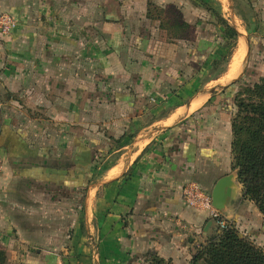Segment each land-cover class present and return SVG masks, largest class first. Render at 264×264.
I'll return each mask as SVG.
<instances>
[{"label": "crops", "instance_id": "1", "mask_svg": "<svg viewBox=\"0 0 264 264\" xmlns=\"http://www.w3.org/2000/svg\"><path fill=\"white\" fill-rule=\"evenodd\" d=\"M170 2L0 0V15L17 23L0 35L7 264H194L221 232L183 190L193 183L211 198L228 175L235 193L220 212L264 252V218L232 169L233 102L200 83L210 44L192 33L166 40L146 15L149 3L177 12ZM251 2L264 26V0ZM109 139L122 147L108 153ZM85 151L95 156L90 169L113 157L110 176L68 212L83 188Z\"/></svg>", "mask_w": 264, "mask_h": 264}, {"label": "trees", "instance_id": "2", "mask_svg": "<svg viewBox=\"0 0 264 264\" xmlns=\"http://www.w3.org/2000/svg\"><path fill=\"white\" fill-rule=\"evenodd\" d=\"M204 5L210 6V3L204 2ZM146 15L159 22V30L166 40L186 39L190 35V25L171 8L166 10L149 3ZM221 22L225 40L229 39L234 44L236 30L226 21ZM232 102L236 108L231 120L232 169L243 186L245 199L253 202L264 217V79L245 85ZM94 157V154L85 151V170H90L87 166L92 164ZM87 186L88 183L85 185L83 182V188L78 192L85 194ZM199 260L205 264H264V252L232 228L202 245L194 262ZM0 264H6V255L2 250Z\"/></svg>", "mask_w": 264, "mask_h": 264}, {"label": "rangeland", "instance_id": "3", "mask_svg": "<svg viewBox=\"0 0 264 264\" xmlns=\"http://www.w3.org/2000/svg\"><path fill=\"white\" fill-rule=\"evenodd\" d=\"M165 1L168 2L169 0ZM170 1V3L164 5L176 6L177 8H175V10L179 14H182L191 24L192 29L189 33H192V35L190 38H203L206 41V45H208V43L210 44V58L208 59L209 61H206L205 69L200 70V76L203 77V80H200V83H202L203 86H206L205 90H214L212 91V96L216 94L215 96H219L220 98L233 100V97L236 96L238 92L242 91L245 85H251L259 79H264V26L257 25V13L253 10L254 7L252 6L251 0H212V2L210 0ZM204 2L210 3V6L204 5ZM221 20L226 21L230 27L236 30L237 39L234 44L229 39L225 40ZM240 33H242L245 38V52L247 51L245 73H243L238 79H236V77L229 82L220 83L219 77L224 67L230 62L231 58H233L234 54L240 48L238 43ZM241 56L244 55L241 54ZM226 86H228L227 89H224ZM235 113L236 108L233 106L231 120L235 116ZM85 136L89 135L86 133ZM121 140L122 139L105 140V149H107V152H111V148L113 147H122ZM105 158L106 156L103 157V160L97 161V163H99V166L96 164L97 169L94 168L90 169L91 171H84L82 178L85 185L88 183L86 190L87 194L90 191H93L94 188L92 185L96 184L98 179L110 176L107 173V170L112 163L111 160L113 157L108 159V161L104 160ZM90 172L94 173L92 178ZM111 174L113 175V172ZM87 194L81 198L78 192L77 198L74 197V199L70 200L67 211L70 212L71 209L77 210L78 212L81 211V201L87 197ZM75 204L78 209H76ZM0 250L6 255V252L3 249L0 248ZM197 262L205 264L202 260Z\"/></svg>", "mask_w": 264, "mask_h": 264}, {"label": "built area", "instance_id": "4", "mask_svg": "<svg viewBox=\"0 0 264 264\" xmlns=\"http://www.w3.org/2000/svg\"><path fill=\"white\" fill-rule=\"evenodd\" d=\"M16 25V20L10 15H0V35H9L14 30ZM2 168L3 161L0 156V174L2 172ZM183 198L185 199V203L190 207L200 206L201 208H204L208 212L210 218L214 221L219 232L222 233L226 230L234 228L223 216V214L212 206L211 198L203 193L195 184L192 183L183 190Z\"/></svg>", "mask_w": 264, "mask_h": 264}, {"label": "water", "instance_id": "5", "mask_svg": "<svg viewBox=\"0 0 264 264\" xmlns=\"http://www.w3.org/2000/svg\"><path fill=\"white\" fill-rule=\"evenodd\" d=\"M246 59H247V56H246ZM246 63H247V61L245 60L244 67L236 79L240 78L243 75V73L245 71ZM227 87L228 86H226L224 89H226ZM212 91H214V90H210V92H212ZM233 185L234 184L232 182V176L231 175L222 177L217 181V183L215 184V186L211 192L212 206L216 210L222 211L224 209L227 201L229 199L233 198L234 193H235ZM194 264H200V263L196 262Z\"/></svg>", "mask_w": 264, "mask_h": 264}, {"label": "bare ground", "instance_id": "6", "mask_svg": "<svg viewBox=\"0 0 264 264\" xmlns=\"http://www.w3.org/2000/svg\"><path fill=\"white\" fill-rule=\"evenodd\" d=\"M243 33V31H242ZM240 33L242 36L243 34ZM239 38V46L240 48L238 49V51L235 53V55L232 58L230 67H229V71H228V75H227V81H224L225 79H223L221 82H229L230 80L234 79L241 71V69L243 68L244 65V61H245V56H241L245 55V38L243 37Z\"/></svg>", "mask_w": 264, "mask_h": 264}]
</instances>
